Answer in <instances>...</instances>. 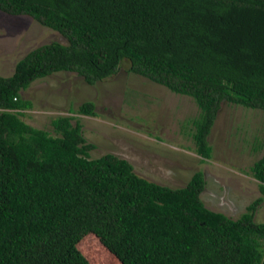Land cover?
Returning a JSON list of instances; mask_svg holds the SVG:
<instances>
[{
  "label": "trees",
  "instance_id": "16d2710c",
  "mask_svg": "<svg viewBox=\"0 0 264 264\" xmlns=\"http://www.w3.org/2000/svg\"><path fill=\"white\" fill-rule=\"evenodd\" d=\"M0 11L66 39L0 75V264H90L79 249L87 236L120 264H264V223L254 220L264 140L249 167L259 196L234 219L205 207L201 170L183 187L161 185L114 154L91 158L73 115L52 119L54 135L20 118L31 106L20 91L33 80L64 71L93 85L127 61L131 73L194 100L188 133L208 160L222 102L264 111V0H0ZM76 112L95 115L94 103Z\"/></svg>",
  "mask_w": 264,
  "mask_h": 264
},
{
  "label": "rangeland",
  "instance_id": "374dc122",
  "mask_svg": "<svg viewBox=\"0 0 264 264\" xmlns=\"http://www.w3.org/2000/svg\"><path fill=\"white\" fill-rule=\"evenodd\" d=\"M52 41L66 43L27 15L0 11V75L10 76L29 50ZM128 66L123 61L116 73L93 85L74 72L37 78L20 91L31 103L20 118L54 135L52 119L73 115L81 122L86 141L94 145L91 158L114 154L126 159L138 176L161 185L183 187L201 170L205 207L238 218L259 196L249 167L263 154L262 148L254 151L253 146L264 140V111L222 102L208 136L212 157L200 161L188 133L189 120L198 113L194 100L131 73ZM85 101L94 103L95 115L76 112ZM254 220L264 223V201ZM79 249L90 264H120L93 236L83 239Z\"/></svg>",
  "mask_w": 264,
  "mask_h": 264
}]
</instances>
